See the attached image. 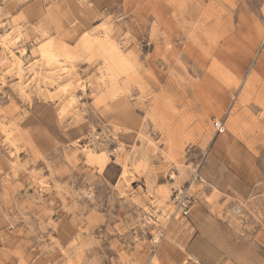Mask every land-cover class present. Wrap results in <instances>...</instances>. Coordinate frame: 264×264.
<instances>
[{
    "label": "rangeland",
    "instance_id": "obj_1",
    "mask_svg": "<svg viewBox=\"0 0 264 264\" xmlns=\"http://www.w3.org/2000/svg\"><path fill=\"white\" fill-rule=\"evenodd\" d=\"M214 121L264 158V0H0V264H199ZM226 211L264 264V194Z\"/></svg>",
    "mask_w": 264,
    "mask_h": 264
},
{
    "label": "crops",
    "instance_id": "obj_2",
    "mask_svg": "<svg viewBox=\"0 0 264 264\" xmlns=\"http://www.w3.org/2000/svg\"><path fill=\"white\" fill-rule=\"evenodd\" d=\"M247 137L213 134L197 169L195 205L184 219L185 253L199 264H236L232 247L240 238L226 207L264 194V158Z\"/></svg>",
    "mask_w": 264,
    "mask_h": 264
},
{
    "label": "built area",
    "instance_id": "obj_3",
    "mask_svg": "<svg viewBox=\"0 0 264 264\" xmlns=\"http://www.w3.org/2000/svg\"><path fill=\"white\" fill-rule=\"evenodd\" d=\"M215 134H222L226 132V127L222 121H214L212 124ZM197 175H195V178ZM195 197L191 192L190 185L185 188H180L174 192L171 199L172 216H179L185 218L193 209Z\"/></svg>",
    "mask_w": 264,
    "mask_h": 264
}]
</instances>
